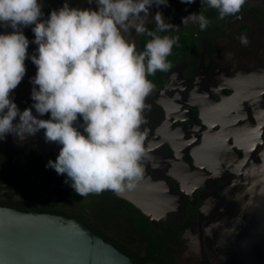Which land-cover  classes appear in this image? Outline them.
Instances as JSON below:
<instances>
[{"label":"flooded vegetation","instance_id":"1","mask_svg":"<svg viewBox=\"0 0 264 264\" xmlns=\"http://www.w3.org/2000/svg\"><path fill=\"white\" fill-rule=\"evenodd\" d=\"M188 9L189 16L193 13ZM202 9L212 21L208 29L202 32L191 21L170 31L182 29L190 44L170 62L168 72L149 79L154 88L145 101L150 109L141 129L146 131L147 155L143 176L133 189L120 195L104 191L80 196L70 181L64 182L65 175L45 167L49 160L55 161L60 145L46 143L43 130L23 141L9 134L0 140V207L77 220L131 259L130 255L144 257L147 240L132 225L134 216L145 215L127 198L149 201L157 207L149 208L152 215L162 216L150 226L155 238L164 241L145 264H179L187 238L197 236V229L204 249L199 264H213L206 252L205 227L217 216H248L243 215L248 212L244 203L251 200L253 186L261 183L258 174L264 170V75L254 72L264 67V53L253 52L248 45L227 54L224 40L233 35L238 40L243 31L254 34L256 28L264 31V9L244 5L239 18L224 20L207 5ZM245 14L250 20L231 29ZM32 28L21 29L29 41L27 55L34 49ZM12 31L0 24V34ZM24 63L26 73L10 99L21 112L29 108L44 119L32 108L34 101L26 88L32 64L27 59ZM82 124L78 117L74 126L87 135Z\"/></svg>","mask_w":264,"mask_h":264},{"label":"clouds","instance_id":"2","mask_svg":"<svg viewBox=\"0 0 264 264\" xmlns=\"http://www.w3.org/2000/svg\"><path fill=\"white\" fill-rule=\"evenodd\" d=\"M93 0H89L92 3ZM192 4L195 0H180ZM215 9L218 19L236 16L246 0H200ZM97 10L70 8L67 3L42 20L39 0H0V24L13 31L0 34V140L12 134L23 141L43 130L46 143L60 145L55 161L45 167L65 175V183L80 196L111 191L120 195L142 178L146 123L145 103L154 84L148 79L168 72V57L179 36L158 35L178 28L154 15L155 31L145 27L142 16L167 0H95ZM206 31L212 23L202 13L183 19ZM34 25L37 55L31 99L39 119L29 108L22 112L10 99L20 84L28 58V39L22 27ZM150 37L144 50L125 39L124 33ZM247 46V36L239 37ZM82 118V134L76 124ZM18 119L17 123H14Z\"/></svg>","mask_w":264,"mask_h":264},{"label":"water","instance_id":"3","mask_svg":"<svg viewBox=\"0 0 264 264\" xmlns=\"http://www.w3.org/2000/svg\"><path fill=\"white\" fill-rule=\"evenodd\" d=\"M254 72L264 75V67ZM257 180L261 183L253 186L251 200L244 203L248 212L243 215L248 216H217L208 231L205 227L206 252L213 264H264V170ZM127 200L149 223L161 219L152 215L150 209H157L153 203L136 198ZM197 232L192 246L197 261L182 263L183 252L179 264L202 263L204 249L201 232L199 229ZM0 264L135 263L77 220L0 207Z\"/></svg>","mask_w":264,"mask_h":264},{"label":"rangeland","instance_id":"4","mask_svg":"<svg viewBox=\"0 0 264 264\" xmlns=\"http://www.w3.org/2000/svg\"><path fill=\"white\" fill-rule=\"evenodd\" d=\"M39 2L41 4V11L43 13V15L41 17L42 20H47L51 11L59 10L60 8H62L64 6L65 3H67L70 8L97 10L95 0H93L92 3H89V0H39ZM170 2L172 3V7L174 10L171 24L175 25L177 28H179L182 25L191 24L192 23L191 20H189L186 24H183V22H182L184 18L188 17V15L186 13V9L191 8L192 6H196V5L201 4L200 0H195V2L192 4L181 3L180 0H171ZM248 5L249 6L254 5V6H258V7H263V9H264V0H246L245 6H248ZM157 11L160 12L159 7L156 5H153L149 9V15L148 16H142V18L145 21V25L150 23V22H155L153 17ZM245 16H246V14H245ZM248 20H250V19H248V16H246V18L239 20V21H236L235 24H231L232 25L231 29H233L235 31L237 27H239L242 24L247 23ZM33 27H34V25H33ZM241 35H245V31H243L241 33ZM124 36H125V39L129 40L130 42L135 43L137 50H138L137 34L134 31H132L130 33H124ZM236 36L237 35H233V37H232L233 39L231 38L229 40L228 39L224 40L225 41L224 44L226 46L227 54H229L230 51H232L231 49H233L235 47H240V51H241L242 49L244 50L248 45H250L249 47H252V50H254L253 52L264 53V31H263V29L260 31L256 28V33H254V34L251 33V34L245 35V36H247V38L249 40V43L247 46L242 45L240 43L239 39L236 40ZM30 37L33 40L35 39L32 29L30 30ZM225 37H227V36H225ZM233 41H235V42L233 43ZM33 48H34L33 52H31L28 55V58H26L27 61L29 60V62L32 64V67L30 68L29 73L27 75L28 78L26 81V88H27V91L29 94H31L33 87H36V89L38 90V86H35L31 83L32 78H34L35 74H36V66L32 63L31 57L34 55H37L38 45H36L34 43ZM262 57L264 58V56H262Z\"/></svg>","mask_w":264,"mask_h":264},{"label":"trees","instance_id":"5","mask_svg":"<svg viewBox=\"0 0 264 264\" xmlns=\"http://www.w3.org/2000/svg\"><path fill=\"white\" fill-rule=\"evenodd\" d=\"M170 1L171 0H167V6H164V5L158 6L166 23H171L172 18H173L174 10L172 7V3ZM201 5L202 6L198 8H189L188 11H190L193 14L202 13L203 15H208L206 10L202 9V7L205 6L206 4H201ZM145 27L150 30L155 31L156 24L151 23V24L146 25ZM158 35L179 36L180 38L179 46H174L172 50V55L168 57L169 62H172L181 52L185 51L190 44L189 36L186 33H184L182 29H180L179 31L175 33L164 32V33H158ZM149 39L150 37L139 35L138 37L139 46L138 47L140 51L144 50L145 44ZM159 73L160 72H157L155 75L149 76L148 79H150V77L158 76ZM49 118H50V114L44 115V119H49ZM134 218H135V223H132V225L133 227H135L136 229H139L144 234V238L147 240V245L144 249L145 255L143 258L132 257L130 254L129 255L135 264H145L146 261L153 260V250L159 249L160 245L163 244L164 240H163V237H160V239L155 238L153 229L151 228L150 223L144 216L139 215V216H134ZM145 229H147L149 233L151 232L150 236L145 235V231H144ZM155 231L159 232V230H155Z\"/></svg>","mask_w":264,"mask_h":264},{"label":"bare ground","instance_id":"6","mask_svg":"<svg viewBox=\"0 0 264 264\" xmlns=\"http://www.w3.org/2000/svg\"><path fill=\"white\" fill-rule=\"evenodd\" d=\"M146 211H149V210H146ZM154 217H157V218H161L162 216H154ZM212 222V221H211ZM207 231H208V228H207ZM194 237H196L194 234H191L190 237L187 238L188 242L186 244V248H185V251H184V254L180 257L182 263H185V262H194V261H197L196 260V256H197V253L194 254L196 251H194L193 249V242H194Z\"/></svg>","mask_w":264,"mask_h":264}]
</instances>
